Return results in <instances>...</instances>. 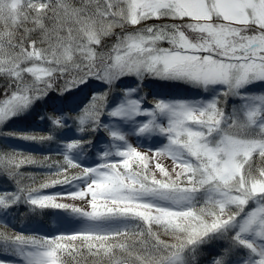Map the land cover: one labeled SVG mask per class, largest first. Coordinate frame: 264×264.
Masks as SVG:
<instances>
[{"label": "snow or ice", "instance_id": "snow-or-ice-1", "mask_svg": "<svg viewBox=\"0 0 264 264\" xmlns=\"http://www.w3.org/2000/svg\"><path fill=\"white\" fill-rule=\"evenodd\" d=\"M0 181V264H264V0H0Z\"/></svg>", "mask_w": 264, "mask_h": 264}, {"label": "rangeland", "instance_id": "rangeland-1", "mask_svg": "<svg viewBox=\"0 0 264 264\" xmlns=\"http://www.w3.org/2000/svg\"><path fill=\"white\" fill-rule=\"evenodd\" d=\"M157 87L161 90V91H163V92H168V91H174L175 89H173V87L170 85V84H168L167 82H160L158 85H157ZM21 145H22V142L20 143ZM4 187V185H3V183H2V181H0V189H2ZM49 217H50V223H47V222H45V224H46V227H47V229L50 231V230H53V226L55 227V220H56V217L52 214V212L50 211L49 213H48V215H46L45 217H44V221H47V219H49ZM73 226H75V225H72V224H64L63 225V227H65V228H70V227H73ZM0 259H2V257H0Z\"/></svg>", "mask_w": 264, "mask_h": 264}, {"label": "trees", "instance_id": "trees-1", "mask_svg": "<svg viewBox=\"0 0 264 264\" xmlns=\"http://www.w3.org/2000/svg\"><path fill=\"white\" fill-rule=\"evenodd\" d=\"M50 95H56V93H50ZM65 95H68V93H65ZM40 129H36V131H39ZM19 146L21 147H24L26 150H29L28 147L32 148V149H35V154H40L39 151L42 150L40 149V146L39 145H34V146H28V145H25L23 142H22V145L20 144ZM25 171H38L37 169H24ZM49 219H47V221L45 222H48ZM53 229H54V226H53Z\"/></svg>", "mask_w": 264, "mask_h": 264}]
</instances>
